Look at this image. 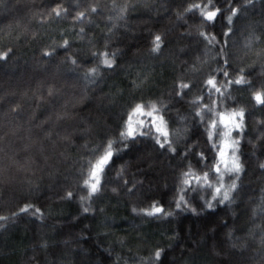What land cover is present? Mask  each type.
I'll list each match as a JSON object with an SVG mask.
<instances>
[{
    "label": "trees",
    "instance_id": "1",
    "mask_svg": "<svg viewBox=\"0 0 264 264\" xmlns=\"http://www.w3.org/2000/svg\"><path fill=\"white\" fill-rule=\"evenodd\" d=\"M6 1L0 13V53L8 52L0 60V216L8 219L0 220V264H264V106L252 99L264 88V0H233L240 11L230 36H222L226 20L210 28L185 12L202 0H63L68 12L61 17L52 12L54 0ZM222 5L227 9L217 0ZM81 12L82 21L76 19ZM156 35L159 52L152 51ZM103 52L112 67L93 55ZM224 60L232 79L244 64L255 65L244 75L252 87L232 85L218 109L244 110L242 170L225 174V189L233 179L236 188L223 204L212 200L214 189L193 182L198 191L187 193L189 208L176 209L181 174L208 171L189 152L212 155L195 116L200 109L191 102L211 75L223 89L226 80L216 70ZM180 83L192 85L182 100ZM137 103L166 106L176 153L148 135L119 141ZM202 103L211 105L207 97ZM106 140L118 141L112 148L118 155L112 170L105 169L101 191L82 201L84 165L95 163L93 150ZM209 181L219 186L213 174ZM153 203L173 215L137 214ZM26 205L29 211L21 212Z\"/></svg>",
    "mask_w": 264,
    "mask_h": 264
},
{
    "label": "snow or ice",
    "instance_id": "2",
    "mask_svg": "<svg viewBox=\"0 0 264 264\" xmlns=\"http://www.w3.org/2000/svg\"><path fill=\"white\" fill-rule=\"evenodd\" d=\"M57 6L52 8V12L57 17L67 14L68 10L60 7L63 4V0H54ZM233 0H224V4L228 7L225 9L222 6L217 7V0H206V2L193 3L185 9V12L191 13L193 17H196L200 24H206L210 28L215 27L218 22H223L226 20L224 27H227V31L222 32V36H230L232 33V28L228 27L233 23V17L237 16L240 9L232 6ZM230 11L231 15L224 17V11ZM91 12H95L96 9H90ZM84 13L81 12L76 17L77 20L82 21L84 19ZM219 18V21H218ZM83 31V29H81ZM209 43L216 42V37L214 35H207L204 32L200 33ZM162 44V38L160 35H156L153 40L154 47L153 52H159ZM63 47H68V41L64 42ZM52 53L46 52L44 55H51ZM93 55L100 60V62L106 67H112V61L109 59V53H93ZM114 55V54H112ZM8 57V52L0 53V60L6 59ZM101 57L103 59L101 60ZM72 63H76L75 60ZM224 66L217 69V73L222 75L226 80V84L222 87L218 84L216 75H211L209 78L203 81L200 85L202 95L197 99H194L191 103L198 107L200 110L195 112V116L199 117V123L205 126L206 133V150L212 153L211 159L205 155V152L192 151L189 152L196 157L198 164H202L208 168V171L203 173V176H197L189 168L188 171H184L179 178V186L177 189L178 198L175 199V208L183 210V208H189V201L186 199L187 193L196 192L198 189L193 186V182L199 185L200 189L205 187L214 189V194L212 195V200L217 201L219 204H223L225 201L230 199V192L236 188L235 179L232 183L225 189L224 186V176L225 174L232 175L238 174L242 170V166L237 156L239 150V135L243 132V122H244V110L243 109H232L228 110H218L224 104L225 93L228 88L232 85L241 86L237 89L242 90L244 86L252 87V82L245 78L243 74V69L240 70L238 78L232 79L229 77V72L226 70L228 66L227 60H224ZM97 69L93 68L89 70L86 75H91L95 73ZM192 85L188 83H180L176 85V95L182 100L187 95L184 91L189 89ZM205 97L211 101V105L208 103H202ZM214 97H218L214 99ZM227 99H232L229 94ZM252 99L255 101L256 105L264 106V88L259 91H255L252 94ZM166 106L157 108L155 103L145 104L137 103L131 107V111L127 114V119L120 126L119 131V141L124 140H135L137 136H150V138L155 140V143L159 145L161 149H165L171 153H176L177 149L172 146V141L169 139V132L167 130V121L165 116L162 114ZM214 115L215 119L211 116ZM146 117L147 119H144ZM207 117V119H206ZM183 119V118H181ZM147 129V131H145ZM155 135H152V133ZM237 136L234 137L233 133ZM118 141L106 140V142L101 143L93 150V159L95 163L89 161L84 168L85 173H82L83 182L80 185L82 190L87 191V197H80L83 201L85 199H90L92 196L96 195L101 191L102 181L106 183V173L105 169L109 171L112 170L110 165H113V156L118 155L112 151L113 145ZM231 153V155H230ZM186 159L188 157V152L182 154ZM99 157L98 159L96 157ZM264 167V165H261ZM213 174L215 179L218 181L219 186H214L209 181V175ZM238 179V176H236ZM203 181V183H201ZM222 189H224L222 193ZM73 196L72 192L67 193V198L71 199ZM203 199V197H201ZM205 206L208 209L213 208V203L211 201H205ZM31 206L26 205L21 208V212H28ZM191 211L195 212V208H190ZM84 212H88L89 208L84 207ZM133 212H137L136 208L132 209ZM35 213H40V209H35ZM137 214H143L151 217L160 216H170L173 215L172 212L166 211L162 205L153 203L149 209H140ZM13 215H16L14 213ZM8 217L0 216V220H7ZM161 256V251H156L154 254V260H159ZM153 259V258H150Z\"/></svg>",
    "mask_w": 264,
    "mask_h": 264
},
{
    "label": "rangeland",
    "instance_id": "3",
    "mask_svg": "<svg viewBox=\"0 0 264 264\" xmlns=\"http://www.w3.org/2000/svg\"><path fill=\"white\" fill-rule=\"evenodd\" d=\"M9 1H0V13L2 12L3 13V9L7 6V3H8ZM22 3V0H15L14 1V4L15 5H19V4H21ZM40 11V9L37 11V12H39ZM244 66H246L247 68H242L243 69V74L246 76V75H248V74H250L251 72H252V68H255L254 66L255 65H247V64H244ZM149 79V78H148ZM148 79H146V80H144L143 81V83L142 84H145V83H147V80Z\"/></svg>",
    "mask_w": 264,
    "mask_h": 264
}]
</instances>
